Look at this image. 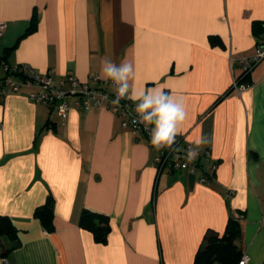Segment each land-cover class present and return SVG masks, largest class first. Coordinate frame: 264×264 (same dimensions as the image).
Wrapping results in <instances>:
<instances>
[{
    "label": "crops",
    "instance_id": "0c3cea01",
    "mask_svg": "<svg viewBox=\"0 0 264 264\" xmlns=\"http://www.w3.org/2000/svg\"><path fill=\"white\" fill-rule=\"evenodd\" d=\"M255 20L264 0H0V77L27 64L113 91L101 62L127 58L132 88L182 98L180 135L203 139L202 162L218 163L207 183L189 169L159 173L156 148L106 107L63 120L29 88L0 96V215L21 241L0 264H195L232 214L249 264H264V58L234 87L259 47ZM50 195L53 232L35 217ZM84 209L109 217L105 243L80 226Z\"/></svg>",
    "mask_w": 264,
    "mask_h": 264
},
{
    "label": "built area",
    "instance_id": "2783aa9c",
    "mask_svg": "<svg viewBox=\"0 0 264 264\" xmlns=\"http://www.w3.org/2000/svg\"><path fill=\"white\" fill-rule=\"evenodd\" d=\"M6 29L7 23L1 21L0 43ZM262 58H264V46H259L251 61L243 60V70L248 69L251 62L258 63ZM5 69V76L0 77V95L5 96L9 92H18L22 88H29L32 100L49 106L63 120L68 117L70 110L74 107L83 111L93 107H106L121 118V125L124 129H129L133 133H141L151 145L149 131L152 125H149L148 130H146L143 124L134 123L137 115L134 102L122 99L119 104H113L112 101L116 98L114 91L110 92L100 85H92L82 81L74 74L58 77L51 69L46 72H39L27 64H18L12 68L7 66ZM16 73H21L25 77L17 78ZM93 79L96 82L99 80L98 76ZM234 87L240 90L244 88V85H239L235 80ZM190 146L195 149L193 143L185 141L184 136L179 134L176 144L172 148L156 149L154 162L158 172L189 169L192 172H199L200 181L207 183L209 181L207 171L213 173L217 169L218 163L211 162L206 170L200 166L202 157H211L210 148L202 151L196 150L198 152L196 159L189 163L184 157ZM250 260V255L243 253L238 264H249Z\"/></svg>",
    "mask_w": 264,
    "mask_h": 264
},
{
    "label": "trees",
    "instance_id": "16d2710c",
    "mask_svg": "<svg viewBox=\"0 0 264 264\" xmlns=\"http://www.w3.org/2000/svg\"><path fill=\"white\" fill-rule=\"evenodd\" d=\"M35 26L36 24L34 22L30 26L29 31H33ZM252 29L253 33L258 38L259 46H264V21L255 20ZM211 40L213 42H221V38L216 36H212ZM2 59L3 58L0 56V63ZM255 64L257 63L251 62V66L242 71V74L237 78L239 85L248 86L251 83L250 71ZM15 76L17 78L25 77V75L21 73H16ZM203 163L204 162L200 160V166L202 169L206 170V165ZM207 174H209L208 177L210 181L214 172L208 173L207 171ZM35 217L41 221V224L47 231L53 232L55 230L54 199L52 195L47 198L44 204L36 208ZM80 226L92 232L95 240L99 243H105L111 231L110 219L107 215L88 209L82 211ZM240 234L241 226L239 217L232 214L229 217L224 233L220 234L213 230L208 231L196 254L195 264H238L243 255L242 250L237 245ZM20 243L19 231L12 219L9 216L0 215V257H6L10 252L19 247Z\"/></svg>",
    "mask_w": 264,
    "mask_h": 264
},
{
    "label": "clouds",
    "instance_id": "9594fccd",
    "mask_svg": "<svg viewBox=\"0 0 264 264\" xmlns=\"http://www.w3.org/2000/svg\"><path fill=\"white\" fill-rule=\"evenodd\" d=\"M99 77L105 81H111L116 97L112 101L113 104H119L122 99L133 101L137 114L134 123L143 124L146 130L149 125H152L149 135L150 143L154 148L161 150L172 148L176 144L177 136L180 134V125L187 117L182 98L162 88L139 91L133 89L135 67L127 58L119 63L110 58L104 59L101 62ZM130 89H132L131 92ZM203 143H205L203 139L196 140V148ZM197 155L198 152L190 146L184 158L191 163Z\"/></svg>",
    "mask_w": 264,
    "mask_h": 264
}]
</instances>
